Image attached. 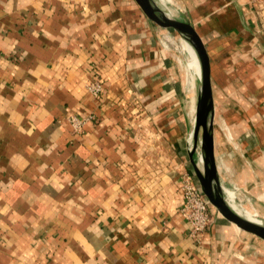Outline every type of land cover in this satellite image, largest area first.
I'll use <instances>...</instances> for the list:
<instances>
[{
  "label": "crops",
  "instance_id": "0c3cea01",
  "mask_svg": "<svg viewBox=\"0 0 264 264\" xmlns=\"http://www.w3.org/2000/svg\"><path fill=\"white\" fill-rule=\"evenodd\" d=\"M253 1L189 0V15H172L211 59L221 185L264 226V10ZM183 53L136 0H0V264H264V241L211 204L203 241L188 234L180 180L194 173L202 81Z\"/></svg>",
  "mask_w": 264,
  "mask_h": 264
},
{
  "label": "water",
  "instance_id": "95a60500",
  "mask_svg": "<svg viewBox=\"0 0 264 264\" xmlns=\"http://www.w3.org/2000/svg\"><path fill=\"white\" fill-rule=\"evenodd\" d=\"M149 21L164 31L168 41L181 48L189 43L200 62L201 95L197 107L194 130L189 135L188 147L193 163V172L202 191L208 197L211 205L228 221L241 230L250 233L264 241V226L238 212L226 195V189L221 185L217 174V165L212 134L213 93L211 76V59L202 36L195 26L188 21L178 19L164 10L156 0H136ZM199 136L201 143L199 142ZM200 143V144H199ZM200 148V149H199ZM198 152L197 160L194 159ZM231 195V194H230Z\"/></svg>",
  "mask_w": 264,
  "mask_h": 264
},
{
  "label": "built area",
  "instance_id": "2783aa9c",
  "mask_svg": "<svg viewBox=\"0 0 264 264\" xmlns=\"http://www.w3.org/2000/svg\"><path fill=\"white\" fill-rule=\"evenodd\" d=\"M253 2L257 12L260 13L264 10V0H254ZM89 88L91 92L97 95L101 92L102 85L97 81L93 82ZM71 123L76 131H80L85 123V119L72 117ZM180 185L184 195L181 213L188 222V234L196 242H202L206 231L214 221V217L210 211L211 203L202 191L195 174L191 171H183Z\"/></svg>",
  "mask_w": 264,
  "mask_h": 264
},
{
  "label": "bare ground",
  "instance_id": "6f19581e",
  "mask_svg": "<svg viewBox=\"0 0 264 264\" xmlns=\"http://www.w3.org/2000/svg\"><path fill=\"white\" fill-rule=\"evenodd\" d=\"M161 1L170 5V2H169L170 0H161ZM182 47L184 48V51H186L188 53V54L183 53L184 58L186 59V63L188 62V64H187L188 67L193 66L195 68L196 72L201 73L200 62H199L198 57L196 55V52L194 51L192 46L189 43L185 42ZM189 61H190V64H189ZM193 126H194V124H193ZM227 192L230 193L231 195L233 193V191L229 188L227 189ZM245 211L247 212L249 219H251L252 221H254L256 223H260V219H258L256 216H254L253 212L249 211L248 209H245Z\"/></svg>",
  "mask_w": 264,
  "mask_h": 264
},
{
  "label": "rangeland",
  "instance_id": "374dc122",
  "mask_svg": "<svg viewBox=\"0 0 264 264\" xmlns=\"http://www.w3.org/2000/svg\"><path fill=\"white\" fill-rule=\"evenodd\" d=\"M156 1H158V0H156ZM170 2V5L169 4H166L167 5V7H163L162 5H160L164 10H166L167 12H169L171 15L172 14H177L178 12H180V13H184L185 15H189V13L187 12V8H186V6H184L185 5V3L186 4H188L189 3V0H170L169 1ZM158 3H159V1H158ZM184 7L186 8V9H184ZM198 24V23H197Z\"/></svg>",
  "mask_w": 264,
  "mask_h": 264
}]
</instances>
